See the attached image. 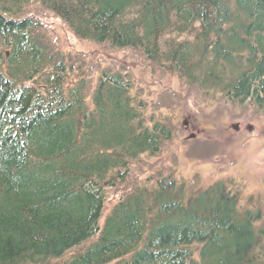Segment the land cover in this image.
<instances>
[{
    "label": "trees",
    "instance_id": "16d2710c",
    "mask_svg": "<svg viewBox=\"0 0 264 264\" xmlns=\"http://www.w3.org/2000/svg\"><path fill=\"white\" fill-rule=\"evenodd\" d=\"M36 3L82 39L138 47L188 85L264 113V0H0L8 19L0 20V264H264L261 213L239 210L221 183L189 199L162 181L135 189L99 228L104 190L169 135L163 126L135 131L115 83H99L93 113L80 95L63 100L58 73L47 75L45 95L26 86L53 59L33 20L16 22ZM194 24L196 48L169 41L161 51L160 38L180 40Z\"/></svg>",
    "mask_w": 264,
    "mask_h": 264
},
{
    "label": "rangeland",
    "instance_id": "374dc122",
    "mask_svg": "<svg viewBox=\"0 0 264 264\" xmlns=\"http://www.w3.org/2000/svg\"><path fill=\"white\" fill-rule=\"evenodd\" d=\"M22 17L41 24L40 44L69 67L74 66L68 86L83 78L84 94L91 97L102 73L119 74L132 87L130 97L144 103L143 116L149 127L157 122L163 126L165 116L171 117L169 138L164 142L167 135L162 136L160 153L153 158L141 154L129 165L126 183L104 191L101 225L117 202L157 176L175 185L192 183L195 189L216 181L230 183L229 192L239 210L258 209L264 216V113L249 103H228L214 94L197 91L166 64L148 61L138 47L116 49L80 40L65 21L56 19L38 3L26 7ZM126 21L129 23V18ZM61 61L53 63L55 70ZM51 70L46 67V74L55 71ZM94 240L69 252L61 263L81 254Z\"/></svg>",
    "mask_w": 264,
    "mask_h": 264
}]
</instances>
